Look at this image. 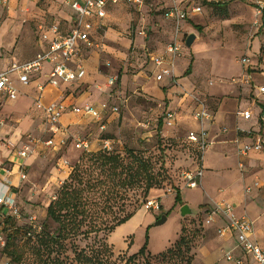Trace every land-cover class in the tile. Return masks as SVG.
Wrapping results in <instances>:
<instances>
[{"label": "rangeland", "instance_id": "obj_1", "mask_svg": "<svg viewBox=\"0 0 264 264\" xmlns=\"http://www.w3.org/2000/svg\"><path fill=\"white\" fill-rule=\"evenodd\" d=\"M4 1L7 0H0V26L6 22H12L24 28L15 49L9 54L13 60L20 62L29 54H33L36 49V47H33V44H37V42L42 43V37L39 31H37V25L41 20L49 22L52 19V15L54 14L52 4L55 2L53 0H41L34 6L33 3H27L23 0L21 1L22 3L17 2L15 6H11L9 5V0L7 1L8 3ZM248 1L252 5L256 3L254 2L256 0ZM55 4L57 5V10H55V14L57 15L62 6L57 2ZM255 7L256 5L253 7L251 13H246L245 15L243 6L236 0L224 5L222 4L221 7L203 6L204 10L201 16L198 17L202 20L201 22L197 20L198 24L194 27L199 32L200 39L192 48L184 44L182 56L176 59L182 62L185 68H188L189 62H191V67L193 66L196 72L205 75L202 76L201 81L192 82L189 88H194L197 95L205 97L213 112L218 107L222 98L210 94L204 90L203 86L210 87L218 81L216 80L217 77L239 85L244 83L252 85L253 83L252 80H247L248 78H244V76H233L230 79L221 76L228 77V74L235 72L239 63L241 64V56L244 52L237 53L235 56L234 52L232 54L233 47L240 44L243 40H250L258 33L264 35V16H262L264 13L258 12ZM240 14H244V16L240 18ZM10 17L13 21H8ZM260 23L261 28L258 29L257 27ZM180 24L182 27L179 36L182 37L183 31L186 30V22L182 21ZM163 26L155 9L142 8L141 10H136L126 4L121 7L114 6L110 11L106 18V24L95 34L94 39L97 47H91L87 51L88 56L86 55V59L92 56L90 64L96 68L101 70L105 67L108 69L106 71V79L101 83H96L97 80L89 82L85 87L91 86L90 91L86 94L89 101L97 103L104 99L110 105L117 106L118 111L106 115L103 114L104 129H101L99 122L95 120L80 118V124H78L79 122L75 123V125L78 124L76 126L77 129L75 130L71 127V132L74 136L59 151L51 149L38 151V148L35 147V150L29 156L30 158L27 157L29 158L27 159L28 166L23 169L26 178L20 182L19 188L16 190V200L19 208V216L16 217L18 225L32 224L38 226L44 221L45 208L48 201L54 197L57 189L66 178L70 166L74 165L84 152L83 149L72 146L71 143L74 139L85 138L90 142L95 141L96 145L92 148L93 150L103 145V139H107L110 147L118 151H122L124 147H127L143 151L144 154L155 158L159 156L164 157L165 167L171 179L162 187L149 191L147 199H158L160 203L158 210L147 209L145 202H143L128 220L118 225L107 236L114 254H132L137 252L144 244H146L147 249L152 254H157L178 239L183 227L184 233H190L193 229H199V234L193 237L194 260L198 252L208 248H219V255H222V249L218 245L217 231L205 228L209 224L203 222L202 210H199L202 207L197 209L192 200L199 199L200 195L205 196L209 200H212L210 197L212 198L213 196H219V198L226 197V195L229 196L230 194L220 195V192L224 188L230 193L231 189L234 190L237 187L235 174H231L227 179V177H221V170L215 171L208 167L205 168L204 171L206 173H217V176L215 174L208 176L207 174V177H204L207 179L206 188L202 185L199 188L200 191H195L194 189L183 191V197L186 199L190 198L191 201L189 200V202H191L196 212L193 216L186 215L185 217H181L179 215L180 205L175 198V193L179 189L177 185H181L182 183V171L192 170L196 166L194 148L187 142V130L177 135L176 132H173V127L167 128L163 126L161 118L168 108L169 101L167 99L154 100L145 98L140 85L136 82L137 80H133L137 73L142 71L147 73L149 61L147 53L159 46V43L162 44L169 40V34H166L167 32L163 30ZM106 30L105 34L104 31ZM139 30L145 33L140 35ZM143 37H146V39H143ZM207 42L211 43L212 52L210 54L220 57L219 60L216 59L211 62L212 67L220 74L219 76L213 75L214 71H212V75L208 74L207 70L211 64L204 59L206 56L198 57V60L192 65L195 60L194 54L201 50L200 46L202 43L206 44ZM141 43H145V46L142 47ZM233 59L238 65L237 63L234 64ZM254 59L258 60L259 65H264V45H261L260 52ZM107 61H109V64L104 66V63ZM258 67L255 70L257 73L261 72V69H264L260 68V66ZM114 72H117L119 77L126 75L129 81L124 87L118 84L117 88H113L111 93H114V98L111 99L106 96L105 89L107 87L105 84ZM38 77L36 74L31 75L29 83L34 82ZM97 86H100V88ZM116 90L117 93L115 94ZM95 91H99L102 94H98ZM31 94H33L32 90ZM32 104H35V100ZM4 106L5 104H1L0 110ZM1 117H4L5 123H8L10 126L13 123L18 124V120H13L11 116ZM76 118L79 119L78 116ZM261 124V127L264 128V123L261 122ZM238 133L243 134L241 131ZM260 133L264 137V130ZM42 137L45 138L46 135ZM7 141L0 140V153L6 147L10 149ZM20 146L16 145L17 148ZM190 155L194 157V161L189 158ZM63 159H67V165L63 164ZM242 164L244 165L243 162ZM243 165H239L238 163L240 169L243 168ZM3 166L9 168L10 165L5 161ZM205 179H203V183H206ZM253 186L264 188V177H260L253 184L245 186V192H247L248 188L249 191H252ZM220 200L222 199L216 201ZM214 202H210L207 205H212ZM0 212H2V208ZM162 215H166V221L160 225H155ZM48 223L52 229L55 227L53 222L48 221ZM215 262L219 263V260ZM7 263H10L9 258L0 247V264ZM25 264L30 263L25 262ZM153 264L158 263L153 262ZM199 264H203V262Z\"/></svg>", "mask_w": 264, "mask_h": 264}, {"label": "crops", "instance_id": "obj_2", "mask_svg": "<svg viewBox=\"0 0 264 264\" xmlns=\"http://www.w3.org/2000/svg\"><path fill=\"white\" fill-rule=\"evenodd\" d=\"M7 1L4 2L6 3ZM21 1L23 0H9L8 2L9 5L15 6L17 2L22 3ZM24 1L27 3H33V5L36 6L41 0ZM53 1L61 5L62 9L57 12L56 15L55 10H57V5L53 3L52 8H54L53 13L55 15H52V19L49 22L41 20L37 25V31H39V25H48L52 22H56L59 26L60 33L65 34L71 28L75 13L65 4V0ZM201 1L202 0H186L182 6H186L188 4L200 5ZM236 1L243 6L245 15L246 13H251L255 5L258 12L264 13V0L254 1L257 3H254L255 5H252L248 0ZM170 3V0H149V2L144 4L142 8L159 10L162 7L169 6ZM122 5L126 4L121 2L115 6L121 7ZM200 6L202 7L203 12L204 8L202 5ZM113 7L114 6H109L110 11ZM109 13L110 12L107 11L106 17L102 20V26L106 24V18ZM201 14L202 13H190L188 17L183 20L186 22V30L183 31L182 38L190 33H194L196 35V39L192 43L191 48L200 39L199 32L196 31L194 27L198 24L197 20L201 22L202 19L198 18ZM243 16L244 14H240L239 17L241 18ZM158 18L161 19V25H164L163 30L167 32L166 34H169V40L162 44L159 43V46L150 51L147 73L143 71L139 72L135 75L133 80H137L136 82L140 85L145 98L154 100L167 99L169 101L167 109L174 112L175 125L173 126V132H176L177 135L186 130L187 133L191 131L197 132L201 127L200 123L193 116V111L197 105L195 98H199L204 101L207 109L213 113V118L206 120L203 123V128L206 130L210 141V146L205 151L201 161L203 176L200 184L195 188L186 187L183 181L181 185H177L182 201L179 205L181 207L183 204L187 203L192 206L191 202H189L190 198L186 199L183 197L184 190L194 189L195 191H200L199 188L202 185L206 188L207 179L204 177H207V174L209 176L214 175L215 173H206L204 171L205 168L208 167L215 171L221 170V177H227V179L231 176V174H235L237 187L234 188V190L231 189L230 193L224 188H222V192H220V195L230 194L231 196L226 195V197L221 198H219V196H213L212 198L210 197L212 200H209L205 196L203 197V195H200L198 197L199 199H193L192 202L195 203L194 206H196L197 209L205 206L203 209H199L202 210V218H204L205 213L215 202H219L216 200L222 199L220 201L224 200L225 202L230 203L234 207V211L238 216L246 215L253 221L252 239L264 248V188H260V186H253L252 191L245 192L244 190L245 186L253 184V182L260 177H264V148L261 150H251L246 155H241L239 153V148L241 146L246 143H250L254 135L261 134L260 132L264 130V128L261 127V122L264 123V93H261L258 89L259 86H264V69H261V72L259 73L255 72V70L259 68L258 66H260V68H264V65H259L258 60L254 59V57L259 54L261 45H264V35L258 33L250 40H243L240 44L233 47L232 54L234 52L236 56L237 53L244 52L241 58L247 57L249 59L248 64L250 65L239 63L237 70L228 74L229 78L227 76H221L226 79H230L233 76H244V78L252 80V85L247 83L239 85L237 83H232L229 80H221L217 77L216 80L218 81L213 83L210 87L203 86L204 90L208 91L210 94L222 98L218 107L213 112L210 109L206 98L201 97V95H197L194 88H189L192 82L201 81L202 76H205L202 73L196 72L194 67H191V62H189L188 68H185L183 67L182 62L176 60L173 74L165 75L160 81L155 79V74L158 72V68L154 64V58L164 51L167 43L173 39L175 32L172 20L166 18L165 16H158ZM8 21H13V19L10 17L8 18ZM181 27L182 26L180 24V31ZM257 28H261V23ZM23 30L24 28H22V26L19 24L15 25L12 22H6L0 26V70L6 69L12 62H18L13 60L9 54H11V51L15 49ZM140 31L142 30H139L138 32ZM106 32L107 30L104 31L105 34ZM96 33H98V31H96ZM96 33H94V38ZM143 39H146V37H143ZM134 42L136 43V41ZM29 44L31 46L30 41ZM210 44V42H207L206 44L202 43L200 46L201 50L197 51L198 55L197 53H193L195 60L192 65H194V63L198 60V57L206 56L204 59L211 64L207 70L208 74L212 75V71H214L213 75L219 76L220 74L215 71L211 62L212 60H219L220 57L210 54V52H212ZM141 46L144 47L145 43H141ZM33 47H36L33 54H29L20 62L32 59L37 53L46 50L48 48V44L42 40V43L37 42V44H33ZM89 50L90 48L84 46L82 43H79L77 57L68 62V66L72 69H76L78 64L84 67L85 76L81 80L68 83L60 80L56 86L50 85L47 83L48 74L50 73L52 67V64L49 61H45L43 63L41 71L36 73L39 77L32 83L24 85L14 78V85L18 91L17 97L14 100H10L0 93V103L2 100L3 102L1 104H5V106L0 110V118L2 119L4 117L1 116L6 117L8 115L11 116L13 120H18V124L13 123V125L10 126L8 123H4L3 127L0 129V140H10L17 146H20L22 143L28 141V136L31 135L41 139L42 141L52 139L55 143L54 146H46L43 142H39L35 145V147L38 148V151H43L44 149L59 151L63 149L68 140L74 136L71 132V127L76 130V126L81 122L80 118H89L97 121L90 115L76 113L70 110V107L72 106H82L87 103L97 107L101 102L105 101L103 99V101L100 100L97 103H94L89 101L86 97V94L90 91L91 86H88V89L85 85L95 80H97L96 83L105 81L106 71H108L105 67L104 68L106 70L104 68L100 70L90 64L92 56L86 59L88 56L87 51ZM231 57L234 58L233 55H231ZM233 61L234 64L237 63L234 59ZM104 64V66L108 65L109 61ZM183 71L184 73L182 74ZM113 75L117 76L115 85L105 89L106 96L111 99L114 98V93H111V90L115 87L117 88L118 84L124 87L129 81L126 75H121L119 77L117 72H114ZM39 85L43 86V90L40 91L38 89ZM31 90L34 95L31 94ZM97 93L102 94L99 91ZM116 93L117 90L115 91V94ZM37 98H41L44 103L61 101L64 105L69 107L60 116L57 124L58 130L54 131L53 127L47 123L43 110L37 108L35 104H32ZM240 111H250V118L245 119L239 114ZM109 113L112 112L106 111L104 114L106 115ZM77 116L80 120L76 118ZM76 122L79 123L75 125ZM239 131L243 132V134H239ZM251 132L253 133L251 134ZM43 135H46V137H42ZM62 139L66 140L64 145H60V140ZM75 142L76 139H74L71 144L74 148H77L75 146ZM94 145H96L95 141H89V150H93L92 148ZM29 158L21 159L15 151L7 149V147L2 149L0 153V180L6 183L9 182L11 192L15 199L16 190L19 188V184L22 181L19 175L20 166H23L22 169L27 167V159ZM5 161L8 162V165H10L9 168L3 166ZM64 161L67 162V159L62 160L63 164H65ZM238 163L239 165H243V168L241 167L242 169H240ZM195 168H197V166H195ZM215 176H217V173ZM203 179H205L206 183H203ZM213 201L215 202L212 203V205H207ZM224 226V219L216 218L214 222L210 223L205 228L215 230V232L217 231L218 233V230ZM217 237L218 245L220 249H222V255H219V248L204 249L201 250V252H198L193 264H199L200 262H203V264H234L225 258L224 255L226 252H230L235 258L241 259L243 264H255L249 255L242 252L234 232L228 230L224 235H220L218 233ZM216 260H219V263L215 262Z\"/></svg>", "mask_w": 264, "mask_h": 264}, {"label": "trees", "instance_id": "obj_3", "mask_svg": "<svg viewBox=\"0 0 264 264\" xmlns=\"http://www.w3.org/2000/svg\"><path fill=\"white\" fill-rule=\"evenodd\" d=\"M231 1L202 0L201 5L221 7ZM166 9L155 12L164 17ZM187 142L194 148L196 166L201 165L198 146ZM163 158L127 147L84 150L47 204L41 225H18L16 217L0 212L1 249L9 264H192L193 237L199 229L184 233L182 227L178 239L157 254L144 244L132 254L115 255L107 240L147 200L151 189L171 180ZM175 198L182 202L179 189ZM48 221L55 224L53 229Z\"/></svg>", "mask_w": 264, "mask_h": 264}, {"label": "built area", "instance_id": "obj_4", "mask_svg": "<svg viewBox=\"0 0 264 264\" xmlns=\"http://www.w3.org/2000/svg\"><path fill=\"white\" fill-rule=\"evenodd\" d=\"M170 1L171 3L167 6L165 11V17L172 20L175 32L173 39L167 43L164 51L154 58V64L158 68V72L155 74V79L157 81H160L165 75L174 73L176 59L182 54L186 36L183 38L179 37L181 21L185 20L190 13H202V7L200 5L188 4L182 6L186 0ZM121 2L128 4V6L136 10H141L143 5L149 2V0H65V4L75 13L70 30L65 34L60 33L59 26L56 22H52L48 25H39L40 35L42 40L48 44V48L37 53L28 61L12 62L6 69L0 70V93L7 99H16L18 91L14 85V78L24 85L28 84L30 76L40 72L45 61H49L52 64L47 79V83L52 86H56L60 80L68 83L83 79L85 76L84 67L78 64L76 69H72L68 66V62L77 57L79 43H82L88 48L93 46L97 47L93 36L94 33L102 29V20L106 17L109 6H115ZM139 33L144 34V31H140ZM241 63L248 64L249 59L247 57H242ZM116 80L117 76L111 75L107 79V83L105 84L106 87L109 88L115 85ZM247 80H249V78ZM97 87L100 88V86ZM38 89L40 91L43 90V86L39 85ZM258 89L261 93H264V86H259ZM195 100L197 105L193 111V116L200 123L201 127L197 132L191 131L187 133L186 139L198 146L200 151L199 160L201 162L205 151L210 146V141L206 130L203 128V123L206 120L212 119L213 113L207 109L204 101L199 98H195ZM35 105L37 108L43 110L47 123L53 127L54 131L58 130L57 124L61 114L69 108L61 101L44 103L41 98L36 99ZM70 110L94 117L99 122L100 128L104 129L103 114L106 111L117 112L118 107L110 105L107 101H103L97 107L87 103L82 106H72ZM239 114L245 119L251 116L250 111H240ZM174 118V112L167 109L161 118L163 126L172 128L175 125ZM4 123V119L0 118V129L3 127ZM28 137V141L22 143L19 148H17L12 141H7L10 150L15 151L21 159L29 157L35 150V145L39 142H43L46 146L55 145L52 139L42 141L31 135ZM65 142V139L60 140V145H64ZM75 146L83 150H89V141L87 139H76ZM102 146L110 149L109 141L104 140ZM262 148H264V137L260 134H256L250 143H246L239 148V153L241 155H246L251 150H261ZM64 163L67 164L66 161H64ZM22 167L23 166H20L19 175L21 180H25L26 174ZM202 176L203 170L201 165L192 170H183L181 173V179L184 185L189 188L197 187L200 184ZM247 191H249V188ZM145 205L147 209L158 210L160 208L159 200L155 198L147 199ZM0 207L2 208V214H10L14 217L19 216V208L11 192L9 182L6 183L1 180ZM216 218H222L225 221V226L218 230L220 235H224L228 230L234 232L242 252L249 255L255 264H264V248L252 239L253 221L248 216H238L230 203L219 201L215 202L205 213L203 222L205 224H210L214 222ZM3 245L4 238L0 233V247ZM224 256L228 261L234 264H243L241 259L235 258L230 252H226Z\"/></svg>", "mask_w": 264, "mask_h": 264}, {"label": "water", "instance_id": "obj_5", "mask_svg": "<svg viewBox=\"0 0 264 264\" xmlns=\"http://www.w3.org/2000/svg\"><path fill=\"white\" fill-rule=\"evenodd\" d=\"M196 39V35L194 33H190L186 36L185 38V45L187 47H191L192 43L194 42V40ZM196 211H194V208L191 207L189 204L185 203L183 204L180 208H179V215L181 217H185L186 215H191L193 216L195 214ZM164 221H166V215H162L157 222L155 223V225H160L162 224Z\"/></svg>", "mask_w": 264, "mask_h": 264}]
</instances>
